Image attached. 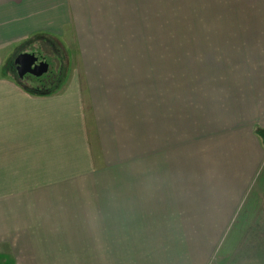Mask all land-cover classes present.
I'll list each match as a JSON object with an SVG mask.
<instances>
[{"label": "rangeland", "instance_id": "1", "mask_svg": "<svg viewBox=\"0 0 264 264\" xmlns=\"http://www.w3.org/2000/svg\"><path fill=\"white\" fill-rule=\"evenodd\" d=\"M247 2L83 0L79 19L82 41L72 38L76 48L68 50L71 62L67 63V55L58 45L39 49L31 47L38 46L33 42L27 47V51L41 53L49 65L46 76L28 77L30 85L37 84V78L50 77L51 72H55L54 80L61 74L60 83L68 85L72 81L65 80L66 72L72 77L74 71L81 70L80 55L88 56V60L104 58L107 64L96 66L111 72L113 92L123 106L124 131L114 136V152L108 151L106 134L101 147L107 150L111 161L104 157V151L100 154L113 168L82 179L89 184L83 189L81 181L70 184L71 178L66 177V185L60 191L42 192L37 188L45 186L39 183L34 193H1L3 197L16 194L19 198L8 209L16 218L9 219L8 235L19 236L8 242L18 243L24 261L29 258L34 259L33 264H182L180 261L192 252L198 264V259H202V248L198 246L203 243L204 232L202 240L198 239L197 224L202 215L186 219L187 213L181 211L188 208L181 201L176 202L178 209H174L170 186L174 194L171 181L177 175L180 178L184 158L190 153L200 154L198 166L210 167V154L206 161L201 152L204 147L208 151L209 143V149L212 146L209 135L226 128L232 117L243 121L240 110L251 98L252 71L264 73V61L257 65L254 57L257 46L264 49V14L247 15L250 6L259 7L264 0ZM17 48L2 51L6 73L13 74ZM74 53L78 56L76 62ZM258 57L264 59L260 51ZM101 80L99 89L104 87ZM257 82L255 78L254 83ZM260 104L264 106V101ZM106 111L107 125L114 116L111 109ZM106 111L103 107L96 114L102 117ZM158 118L159 148L165 151L162 159L160 156V166L161 161L177 156L180 164L176 174L171 170L157 172V181L152 168L145 169L157 165L154 156L144 160L141 154L146 149L147 155H154L156 140L150 133L158 135ZM105 129L108 131L109 127ZM262 135L264 138V132ZM140 139L147 143L139 144ZM177 146L182 152L175 149ZM145 171H150V175H143ZM29 199L28 204L23 202ZM243 220L238 219V223ZM246 225L252 226L244 221ZM243 228L236 236L237 242ZM245 234L248 236L250 231ZM237 244L242 250L237 249L232 264H245L243 243ZM246 249L249 253L255 251ZM261 251L264 247L255 257L264 264ZM212 259V264H219L218 255H212Z\"/></svg>", "mask_w": 264, "mask_h": 264}, {"label": "crops", "instance_id": "2", "mask_svg": "<svg viewBox=\"0 0 264 264\" xmlns=\"http://www.w3.org/2000/svg\"><path fill=\"white\" fill-rule=\"evenodd\" d=\"M82 1L0 0V264H29L30 261L33 264L34 261H29V258L24 261V256L19 253L18 243L8 242L19 236L18 233L8 235L9 219H16L8 209L16 201L19 202V198L16 194L3 197L1 193H34L35 186L39 183L45 186L37 188L42 192L60 191L61 186L64 188L66 185V177L71 178L72 184L113 168L106 162L111 160L101 144H104L103 139L108 134L107 147L114 145L108 151L114 152V136L124 131L123 106L120 107V100L113 92L109 69L96 66L107 64L104 58L102 61L99 57H96L97 60H88V56L80 55L81 70L74 71L72 77L71 74L67 75L69 71L65 75V80L70 79L72 82L68 85L61 84L55 93L47 96L25 91L17 82L14 68L13 74H9L4 67L3 49L19 47L15 50L16 57L17 54L31 53V49L27 51V47L33 42L38 46L31 47L39 49L52 44L58 45L66 53L67 63L71 62L68 50L76 48L72 38L79 40V43L82 41L79 21ZM247 3L249 4V0ZM263 14V3L259 7L250 6L247 12L248 16L253 17ZM73 32L77 34L76 37L72 35ZM79 43L77 42V49L80 47ZM257 49L264 55V49L261 50L258 46ZM258 51L254 55L258 59L257 65L264 61L258 57ZM77 58L74 53L73 62ZM255 78L258 79L256 84ZM100 79L104 80V87L101 89ZM250 79L251 98L250 101H245L246 104L240 110L243 121L230 118L226 128L209 135L211 148L209 149V143L208 151L206 147L201 151L206 156V161L210 154V167L198 166L200 154L190 153L184 158L183 175L181 173L180 178L177 175L172 179L175 184L171 181V185H175L174 194L173 186H170V201L175 202L173 208L178 209L176 202L181 201L188 208L181 211L183 214L187 213L186 219H193L195 214L202 215L197 224L200 232L198 239L202 240L204 232L203 243L198 246V249L202 248L199 255L202 259H198V264H212V255H218L219 264H232L237 249L239 252L242 250L238 247V242L243 243L245 249L242 253L246 258L243 263L259 264L255 256L264 247V236H260L264 234V106L260 104L264 101V73L252 71ZM25 83L27 86L30 84ZM103 107L105 111L111 109L114 116V120L107 125L105 120L109 111L104 112L102 117L101 111L100 116L96 114L97 109L102 110ZM106 126L109 127L108 131ZM156 127L158 135L150 131L157 141H154V155H147L143 147L141 156L144 160L154 156L157 165H146L148 167L145 169L152 168L155 177L157 172L164 173L165 170L176 174L180 164L178 156L166 160L168 162L161 161L160 166V156L162 159L165 154L159 148L160 118L157 119ZM202 139L205 140L206 135ZM145 143V139L139 140V144ZM180 148L177 146L175 149L178 151ZM103 151L106 161L100 154ZM173 151L175 150L171 151L172 155ZM149 173L150 171H145L140 175L147 176ZM156 180H159L158 177ZM20 185L25 187L20 189ZM87 185L89 184L82 182L80 189ZM29 201L31 199L23 202ZM238 219L244 220L238 223ZM244 221L252 226L244 227ZM242 228L237 242L236 236ZM17 229L18 227L15 230ZM246 231H250L248 236ZM28 238L27 236L25 239ZM4 241L6 244L2 246ZM247 247L255 251L249 253ZM180 263L195 264L194 253L190 252Z\"/></svg>", "mask_w": 264, "mask_h": 264}, {"label": "water", "instance_id": "3", "mask_svg": "<svg viewBox=\"0 0 264 264\" xmlns=\"http://www.w3.org/2000/svg\"><path fill=\"white\" fill-rule=\"evenodd\" d=\"M20 77L32 75L40 77L49 71L46 58L39 52L21 53L15 60Z\"/></svg>", "mask_w": 264, "mask_h": 264}, {"label": "trees", "instance_id": "4", "mask_svg": "<svg viewBox=\"0 0 264 264\" xmlns=\"http://www.w3.org/2000/svg\"><path fill=\"white\" fill-rule=\"evenodd\" d=\"M49 74L51 75L50 76L51 78L50 77L44 78L46 75L43 77L44 79L43 78L42 79L37 78V79H39L37 84H35V82H34L33 85L29 84L27 86V84L25 82H22L18 78H17V82L25 91H27L31 94L38 95V96H47V95L55 93L58 90L59 86H61L60 81L62 80L61 74H58V77H57L58 80L57 81L54 80L56 77L53 79V75H55V72H51Z\"/></svg>", "mask_w": 264, "mask_h": 264}, {"label": "flooded vegetation", "instance_id": "5", "mask_svg": "<svg viewBox=\"0 0 264 264\" xmlns=\"http://www.w3.org/2000/svg\"><path fill=\"white\" fill-rule=\"evenodd\" d=\"M20 54H17V56L15 57V60H16V58L19 56ZM14 60V61H15ZM13 68H14V72H15V74H16V76H17V78L19 79V80H21L22 82H27L26 80L28 79V77H31L32 75H24L23 77H20L19 76V73H18V70H17V66L15 65V62H14V64H13ZM33 77V76H32Z\"/></svg>", "mask_w": 264, "mask_h": 264}]
</instances>
